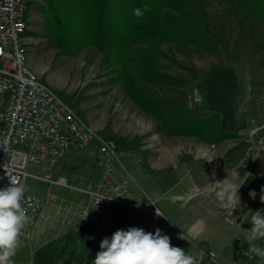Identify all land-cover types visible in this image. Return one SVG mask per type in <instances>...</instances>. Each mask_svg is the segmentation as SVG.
<instances>
[{
	"label": "rangeland",
	"instance_id": "rangeland-1",
	"mask_svg": "<svg viewBox=\"0 0 264 264\" xmlns=\"http://www.w3.org/2000/svg\"><path fill=\"white\" fill-rule=\"evenodd\" d=\"M25 1L29 23L24 42L34 70L97 133L119 144L118 150L123 153L125 168L136 183L157 201L164 216L171 220L164 205L171 206L170 209L179 208L181 202H174L167 191L184 175L192 178L194 153L210 144L194 136H166L159 132L155 120L126 96L121 81H114L115 73L107 67L103 54L92 46L77 53H68L59 48L50 40V34L45 28L46 18L41 11L45 7L44 1ZM207 2L208 23L212 32L219 37V51L210 53L194 47L177 51L172 46L163 44L162 51L174 63L160 58L158 69L163 74L175 77L182 84L177 86L160 82L150 89L155 96L171 99L186 107L187 93L198 89L203 100L197 107L200 109L197 116L202 118L206 81L216 70L230 69L235 74L239 89L238 102L250 120V129L241 135L237 143L243 149L255 145L261 147L259 142L264 140V21L255 25L247 19H240V22L228 12L227 0ZM71 157L74 165L78 166L72 167L74 171L70 168L62 174L69 184L83 187L81 175L89 168V163L84 157H77L73 153ZM196 162L204 164V173H209L212 161L196 157ZM71 164L67 166L70 167ZM183 165L186 171L183 170ZM97 174L99 170H93V177L96 178ZM27 186L30 193L45 195L44 183L28 178ZM52 191L70 200L84 197L69 189L53 187ZM108 207L112 213L117 208L124 215L130 210L114 204H109Z\"/></svg>",
	"mask_w": 264,
	"mask_h": 264
},
{
	"label": "built area",
	"instance_id": "built-area-1",
	"mask_svg": "<svg viewBox=\"0 0 264 264\" xmlns=\"http://www.w3.org/2000/svg\"><path fill=\"white\" fill-rule=\"evenodd\" d=\"M28 23L25 0H0V188L10 184L5 167L24 186L23 207L31 217L24 229L22 247L14 257L15 264L31 263L37 234L45 235L51 230L56 236L63 227L77 222L89 221L99 227L109 216V204L149 213L147 231L154 233L159 228L163 234L162 223L169 225V221L157 201L125 168L123 153L115 142L97 133L40 79L30 64L24 42ZM186 100L192 104L190 109H196L203 97L200 91L198 96L191 91ZM259 143L263 148L264 140ZM72 153L85 154L99 170L96 181L76 187L65 176L55 175L59 163ZM28 178L46 185L44 196L28 191ZM53 187L81 193L85 200L74 203L55 194ZM156 210L162 216H157ZM95 235V243L100 246L105 236L98 228ZM187 252L196 257L197 264H219L212 251L192 245ZM246 252L247 249L232 264H261L258 257L250 259Z\"/></svg>",
	"mask_w": 264,
	"mask_h": 264
},
{
	"label": "trees",
	"instance_id": "trees-1",
	"mask_svg": "<svg viewBox=\"0 0 264 264\" xmlns=\"http://www.w3.org/2000/svg\"><path fill=\"white\" fill-rule=\"evenodd\" d=\"M43 1L41 11L50 40L68 53L92 46L103 54L107 67L115 73L114 81H121L126 96L155 120L159 132L166 136H194L209 144L238 137L221 132L218 112L199 118L200 109L191 110L157 97L150 89L160 82L182 84L158 69L160 58L174 63L162 51L163 44L177 51L190 47L210 53L219 51V37L208 23L207 0ZM144 5L149 10L137 18L133 9H143ZM227 8L238 21L247 19L253 25L264 21V0H227ZM112 221L115 231L131 227L117 208Z\"/></svg>",
	"mask_w": 264,
	"mask_h": 264
},
{
	"label": "crops",
	"instance_id": "crops-1",
	"mask_svg": "<svg viewBox=\"0 0 264 264\" xmlns=\"http://www.w3.org/2000/svg\"><path fill=\"white\" fill-rule=\"evenodd\" d=\"M238 91L235 74L230 69H218L206 81L205 108L202 110V118L218 112L221 116V132L236 134L239 137L210 144L209 147L194 153L192 178L184 175L171 190L167 191L174 202L180 201L181 204L179 208L171 209V206L166 207L167 204H163L171 220L165 216L169 225L161 222L163 234L171 238L173 246L180 247L186 252L192 248V245L212 251L217 254L219 264H232L241 259L243 251L248 248L244 237L247 234L246 230L251 228V212L264 210V203L260 201V196L264 194L261 192L264 188V147L255 145L252 148L243 149L237 143L241 135L243 136L246 130L250 129V120L238 102ZM73 154L84 157L89 163V168L86 171L83 170L84 174L81 175L80 182L85 185L88 181H96L99 174L96 178L93 177V170L97 168L88 161L86 155ZM71 155L59 163L55 175H63V172L78 166L74 165ZM196 157H205L212 161L213 166L210 165L208 174L204 173L205 165L196 162ZM69 163H72L70 167L67 166ZM238 166L241 167L237 168ZM184 167L183 165V170L186 171ZM73 168L70 170L74 171ZM235 170L239 178L235 176ZM228 176L232 177L236 183L245 181L239 189L241 207L234 210L233 214L219 207L215 199L216 185L213 184L217 181L222 182ZM250 191L256 192L255 199L249 197ZM84 200L85 196L70 201L76 203ZM108 211V218L99 227L89 221L77 222L63 227L56 236L51 230L45 235L37 234L30 264H92L96 253L101 250L95 243V228L108 238H111L115 232L113 213L109 207ZM125 216L131 227L143 228L147 231V224L151 217L149 213L130 209L128 213L125 212ZM181 236H185L188 240L181 239ZM257 243L264 246V241H257ZM202 264L213 263L203 262Z\"/></svg>",
	"mask_w": 264,
	"mask_h": 264
},
{
	"label": "clouds",
	"instance_id": "clouds-1",
	"mask_svg": "<svg viewBox=\"0 0 264 264\" xmlns=\"http://www.w3.org/2000/svg\"><path fill=\"white\" fill-rule=\"evenodd\" d=\"M148 10V5H144L143 9H133V14L139 18ZM193 94L198 96V89H194ZM188 107L191 108L192 104H188ZM4 171L10 184L0 188V264H15L14 257L22 247L24 229L30 223L31 217L23 207L24 186L11 176L7 168L4 167ZM235 176L240 177L237 170ZM244 183L245 181L236 183L230 176L222 182L213 183L216 185L215 199L219 207L230 214L239 209L241 207L239 189ZM261 192L264 193V188ZM249 197L255 199L256 192L250 191ZM260 201L264 203V194L260 196ZM251 213V228L246 230L247 234L244 237L248 248L244 254L250 259L258 257L264 262V246L257 243L264 241V210ZM156 215L162 216L157 210ZM180 238L188 240L185 236ZM100 249L92 264H197L196 257L180 247L173 246L171 238L162 234L159 228L154 233L138 227L116 230L111 238L105 237L101 241ZM200 255L201 257L204 255L203 251Z\"/></svg>",
	"mask_w": 264,
	"mask_h": 264
}]
</instances>
